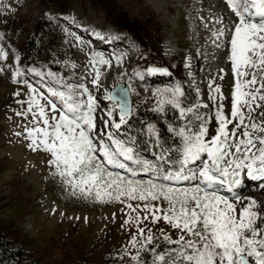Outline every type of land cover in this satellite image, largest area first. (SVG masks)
Listing matches in <instances>:
<instances>
[{"label": "snow or ice", "instance_id": "6c2138e0", "mask_svg": "<svg viewBox=\"0 0 264 264\" xmlns=\"http://www.w3.org/2000/svg\"><path fill=\"white\" fill-rule=\"evenodd\" d=\"M227 5L235 19L227 25L221 20L215 35L230 45L229 59L238 79L230 114L223 110L220 86H210V94L215 91L221 100L215 108L214 134L208 130L211 115L201 111L207 105L198 97L187 100L179 83L155 92L153 111L166 125L169 135L164 137L152 121L141 123L133 134L130 85H116L105 95L111 102L104 110L109 119H101L98 126L100 106L85 84L66 83L59 90L48 84L50 95L45 96L23 79L22 69L12 72V78L30 90L27 107L16 113L22 117L31 114L30 125L16 135L26 133L27 147L46 153L50 175L58 177L73 196L140 201L126 204L129 216L122 225L136 228L129 240L136 249L132 264H264V224H258L264 221V213L256 210L254 197L240 195L247 182L264 190V134H253L264 128L254 119L246 123L243 111L247 107L251 119L253 103L257 98L264 100L260 91L264 72L259 81L255 72L249 79H240L249 77L245 66L264 69V0H227ZM6 55L0 51V56ZM92 55L93 64H110L101 54ZM4 70L0 67V72ZM148 71L165 70L150 67ZM48 75L56 77L52 72ZM99 78L96 70L91 83L97 85ZM245 86L256 90L246 91ZM13 94L19 96L20 92ZM169 110L175 115L171 122ZM142 221H164L175 236L163 228L154 232L147 224L141 226Z\"/></svg>", "mask_w": 264, "mask_h": 264}, {"label": "rangeland", "instance_id": "374dc122", "mask_svg": "<svg viewBox=\"0 0 264 264\" xmlns=\"http://www.w3.org/2000/svg\"><path fill=\"white\" fill-rule=\"evenodd\" d=\"M116 1L130 16L147 24L145 42L117 28L107 19L102 7L90 0H0V51L7 54L0 56V67L5 69L0 72V222L9 236L25 241L28 257L43 259L46 264H68L72 256L89 257L100 263L112 254L131 259L136 249L129 240L136 228L122 225L129 216L126 204L135 205L140 201L122 203L110 202L107 198L73 196L58 177L50 175L46 153L29 149L26 133L16 135L31 121V114L25 117L16 114L27 107L30 91L19 79L12 78L17 67L22 69L23 79L36 85L45 96L50 95L48 84L58 90L66 83L85 84L100 106L96 111L98 126L101 119H109L104 110L111 102L104 97L119 82L130 85L133 113L143 122L156 123L146 115L147 111L154 112L156 90L177 83L192 88L196 98V91L203 85L204 96L200 101L209 107L210 133L214 134L217 127L215 108L221 103L215 91L210 94V86L213 89L215 85L220 86L223 110L226 114L231 111L232 91L238 78L229 59L230 45L215 35L222 27L221 20L227 25L235 19L227 0H219L224 14L217 10V0L216 4L210 0ZM43 12L47 29L46 64L31 67L25 61L23 47L37 17ZM223 16L228 18L224 20ZM192 25L197 34L194 38L190 32ZM211 25H214L213 29L208 28ZM110 37L115 42L111 45L107 41ZM158 39H161L160 43ZM170 45L175 48L172 52L168 50ZM93 53L101 54L110 64H93ZM188 56L194 57V68H187ZM167 64L173 73L169 70L166 76L148 71L150 67L168 71ZM32 68L39 71L32 72ZM245 68H249V75L255 72L258 81L260 72H264L258 67ZM96 70L100 71V78L99 83L93 85L91 81ZM49 72L55 73L56 77L49 76ZM60 78L61 83H57ZM256 88L245 86L246 91ZM17 91L19 96L13 94ZM260 91L264 92V89ZM212 96L217 98L213 100ZM252 108L251 119L249 109H243L245 122L250 124L254 119L260 128H264V100L257 98ZM253 134L264 132L258 129ZM240 195L254 197L258 204L256 210L264 213V196L258 184L247 182ZM144 224L154 232L163 228L175 236V231L164 221L156 224L142 221L141 226ZM258 224H264V221H258Z\"/></svg>", "mask_w": 264, "mask_h": 264}, {"label": "trees", "instance_id": "16d2710c", "mask_svg": "<svg viewBox=\"0 0 264 264\" xmlns=\"http://www.w3.org/2000/svg\"><path fill=\"white\" fill-rule=\"evenodd\" d=\"M94 5L102 7L106 14L107 19L114 23L120 30H126L135 37H137L141 42H145L147 38L145 34L147 33V24L135 17L130 16L125 10L121 9L116 0H90ZM44 12L41 13L36 21L32 33L24 43V56L25 61L31 67L44 66L45 63V50L47 46V29L44 22L45 16ZM158 43L161 39H158ZM157 64V63H156ZM170 68L171 73H173L172 67L167 64ZM183 90L186 94V99L193 101L196 99L195 93L192 88L184 85ZM202 112L208 111L209 107L206 109H201ZM146 115L149 119L156 121L161 133L164 137H168V132L166 125L163 120L158 119L156 112L147 111ZM118 119V115L116 116ZM167 119L169 122L175 119L173 111L169 110L167 114ZM133 134H136V130L139 129L140 124L143 123L138 114H134L132 119ZM25 241L15 240L8 235L6 227L0 222V264H46L43 259L40 258H30L25 254L24 248ZM143 258V253H142ZM150 258V257H149ZM71 262L68 264H132V260L127 257H120L112 254L108 257L105 262H96L94 259L82 256H72Z\"/></svg>", "mask_w": 264, "mask_h": 264}, {"label": "bare ground", "instance_id": "6f19581e", "mask_svg": "<svg viewBox=\"0 0 264 264\" xmlns=\"http://www.w3.org/2000/svg\"><path fill=\"white\" fill-rule=\"evenodd\" d=\"M211 1V3L212 4H216V0H210ZM218 2H217V10L220 12V11H222V13L224 14V12H223V6L221 5L222 3L219 1V0H217ZM228 17L227 16H223V19L224 20H226ZM208 28H210V29H213L214 28V25H211L210 27H208ZM190 32H191V36L194 38V37H197V34H196V31H195V29H194V26L192 25L191 26V30H190ZM168 50L169 51H173V50H175V48H174V46L172 45H170L169 46V48H168ZM192 55V54H191ZM186 62H187V68H194L195 66V61H194V57L193 56H188V58H187V60H186ZM200 62V61H199ZM214 68V67H213ZM225 68V67H224ZM251 69H253V68H251ZM244 71H247L248 73H249V68H244ZM260 71V70H259ZM202 72V71H201ZM261 73V72H260ZM226 74V73H225ZM201 75V74H200ZM250 76L251 75H249V77H246V79H249L250 78ZM196 77V76H195ZM201 77V76H200ZM200 77H199V79H200ZM245 78V77H244ZM243 78V79H244ZM203 80V79H202ZM199 82V81H198ZM204 82V81H203ZM197 83V82H196ZM195 84V83H194ZM197 85V84H196ZM202 86L203 85H201V89L200 88H198L199 90L197 91V94H198V97H200L201 99H203V92L201 91L202 90ZM196 90V89H195ZM262 192H263V196H264V190H262Z\"/></svg>", "mask_w": 264, "mask_h": 264}, {"label": "water", "instance_id": "95a60500", "mask_svg": "<svg viewBox=\"0 0 264 264\" xmlns=\"http://www.w3.org/2000/svg\"><path fill=\"white\" fill-rule=\"evenodd\" d=\"M117 85H121V86H123V87H128L127 85H124V84H122L121 82H119ZM114 88L115 87H113L112 89H111V92L114 90ZM110 92V93H111ZM117 94H119V90L117 89ZM128 100H129V103L131 104V106H132V109H133V104H134V100H133V97H132V94H131V91L129 90V92H128Z\"/></svg>", "mask_w": 264, "mask_h": 264}]
</instances>
